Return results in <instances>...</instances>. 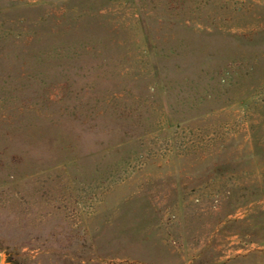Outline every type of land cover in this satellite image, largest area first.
Wrapping results in <instances>:
<instances>
[{
  "label": "rangeland",
  "instance_id": "obj_1",
  "mask_svg": "<svg viewBox=\"0 0 264 264\" xmlns=\"http://www.w3.org/2000/svg\"><path fill=\"white\" fill-rule=\"evenodd\" d=\"M0 264H264V0H0Z\"/></svg>",
  "mask_w": 264,
  "mask_h": 264
},
{
  "label": "water",
  "instance_id": "obj_2",
  "mask_svg": "<svg viewBox=\"0 0 264 264\" xmlns=\"http://www.w3.org/2000/svg\"><path fill=\"white\" fill-rule=\"evenodd\" d=\"M1 262H3V260H1Z\"/></svg>",
  "mask_w": 264,
  "mask_h": 264
}]
</instances>
